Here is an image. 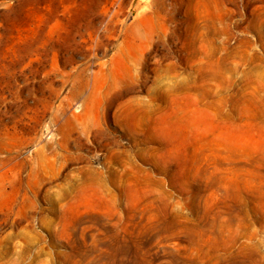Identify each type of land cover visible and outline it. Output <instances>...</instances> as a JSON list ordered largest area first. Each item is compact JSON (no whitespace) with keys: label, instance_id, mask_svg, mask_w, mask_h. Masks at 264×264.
I'll return each mask as SVG.
<instances>
[{"label":"rangeland","instance_id":"rangeland-1","mask_svg":"<svg viewBox=\"0 0 264 264\" xmlns=\"http://www.w3.org/2000/svg\"><path fill=\"white\" fill-rule=\"evenodd\" d=\"M0 0V264H264V0Z\"/></svg>","mask_w":264,"mask_h":264},{"label":"bare ground","instance_id":"bare-ground-1","mask_svg":"<svg viewBox=\"0 0 264 264\" xmlns=\"http://www.w3.org/2000/svg\"><path fill=\"white\" fill-rule=\"evenodd\" d=\"M160 2H161L160 0H156L155 3H156V5H157V4H160Z\"/></svg>","mask_w":264,"mask_h":264}]
</instances>
